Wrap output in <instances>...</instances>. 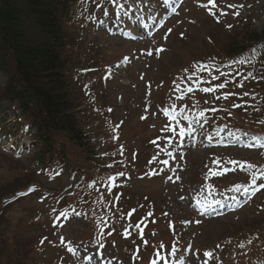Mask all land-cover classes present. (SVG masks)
Here are the masks:
<instances>
[{
    "label": "rangeland",
    "instance_id": "1",
    "mask_svg": "<svg viewBox=\"0 0 264 264\" xmlns=\"http://www.w3.org/2000/svg\"><path fill=\"white\" fill-rule=\"evenodd\" d=\"M111 3L118 14L135 5L140 12L131 17L138 26L116 16ZM215 3H74L65 76L74 113L98 155L91 158L58 135L57 158L66 157L84 175L74 180L61 160L41 170L30 154L35 130L21 138L26 121L18 104L0 103L2 263L182 264L186 257L205 264L207 251L213 253L207 264H264V83L258 56L228 57L235 42L264 29V4ZM233 4L243 7H228ZM138 27L147 28L146 35ZM157 48L165 51L156 55ZM149 50L152 56L141 55ZM6 81L0 71V90ZM180 127L194 143L178 138ZM109 174L119 187L115 193L96 190ZM237 185L249 189L238 207L212 215L199 210L210 193Z\"/></svg>",
    "mask_w": 264,
    "mask_h": 264
},
{
    "label": "trees",
    "instance_id": "2",
    "mask_svg": "<svg viewBox=\"0 0 264 264\" xmlns=\"http://www.w3.org/2000/svg\"><path fill=\"white\" fill-rule=\"evenodd\" d=\"M78 0H0V71L7 77L0 90V103L18 104L25 121L37 129L32 146L33 161L41 170L63 162L79 180L84 174L75 170L66 157L57 158L58 135H66L78 148L97 158V149L71 99L65 76L63 55L68 47L66 23ZM264 3V0H261ZM255 54L260 61L264 83V29L235 42L228 57ZM264 86V84L262 85ZM78 175V176H77ZM88 178L87 176H85ZM0 252V264L1 262Z\"/></svg>",
    "mask_w": 264,
    "mask_h": 264
},
{
    "label": "snow or ice",
    "instance_id": "3",
    "mask_svg": "<svg viewBox=\"0 0 264 264\" xmlns=\"http://www.w3.org/2000/svg\"><path fill=\"white\" fill-rule=\"evenodd\" d=\"M164 2L167 4V3H169V0H164ZM208 3L209 4H211L213 7H216V3H215V0H208ZM202 7H205V5H201ZM228 7L229 8H237V7H243V5H228ZM174 11H175V9H173ZM210 14H213V15H215V13H210ZM235 15H239V12H236V13H234ZM220 15L221 16H225V15H227V13L226 12H224V11H221L220 12ZM219 22V21H218ZM229 28H231V25H229ZM171 32V29H169V33ZM166 39V38H165ZM163 51H165V49H163V48H157V49H155V53H156V55H159L161 52H163ZM141 55H147V56H152L153 55V51H151V50H149V51H147V52H144V53H141ZM127 57H125V62H127ZM241 63H243V61H241ZM206 67H208V66H199V69L198 70H200V71H203ZM193 75H195V73H193ZM189 79H191V77H189ZM213 79H215V77H213ZM219 87L220 88H223V87H225V85L224 84H220L219 85ZM187 91H191V89L189 88V89H187ZM202 91H204V92H209V91H214V89H209V88H204V89H202ZM245 95H247V93H245ZM178 99H183V97L182 96H180V97H177ZM220 97H217V99H219ZM224 99H227L228 97L227 96H224L223 97ZM173 111H175L174 109H173ZM164 112H165V115H169V112H168V110L167 109H165L164 110ZM200 115L201 116H203V112H201L200 113ZM144 117H142V119H143ZM171 118H173L174 119V116L173 117H171ZM185 119H187V117H185ZM26 130V129H25ZM256 139H259V138H256ZM261 146H264V145H261ZM169 155H171V153H169ZM165 164L167 163V161H165L164 162ZM247 167L248 168H253L254 167V165H251V164H248L247 165ZM121 175H123V173H121ZM111 179V178H110ZM253 183H255V177H253ZM259 188H264V184H260L259 185ZM259 188L258 189H256V190H259ZM243 189V192L247 195V194H249V189L248 188H246V187H244L243 185H237L236 187H235V189H234V191H237V192H239V191H241ZM29 192H31V191H35V189H33V188H30L29 190H28ZM21 195H25V193H21ZM197 223H199L198 221H197ZM104 247V245H100V248H103ZM70 251H73L72 249H69ZM188 252H189V254H192L193 256H194V258H198V256H199V253H192V250L191 249H188ZM203 256L205 257V258H207L206 259V261H205V264H207V260H210V259H212L213 258V253L212 252H204L203 253ZM182 264H190V262L187 260V258L185 257V258H183V260H182ZM198 264H199V261H198Z\"/></svg>",
    "mask_w": 264,
    "mask_h": 264
},
{
    "label": "bare ground",
    "instance_id": "4",
    "mask_svg": "<svg viewBox=\"0 0 264 264\" xmlns=\"http://www.w3.org/2000/svg\"><path fill=\"white\" fill-rule=\"evenodd\" d=\"M227 194H228V193H227ZM233 194L237 195L238 192L234 191ZM211 195H212L213 197H216V194H215V193H214V194L211 193ZM218 196H220V195H218ZM222 196H224V195H221L219 198H221ZM229 196H230V194H229Z\"/></svg>",
    "mask_w": 264,
    "mask_h": 264
}]
</instances>
